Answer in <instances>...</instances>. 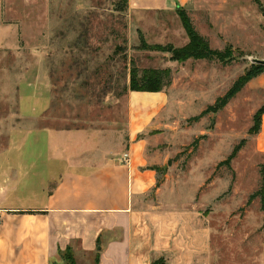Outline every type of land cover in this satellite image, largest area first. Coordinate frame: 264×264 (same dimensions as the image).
Instances as JSON below:
<instances>
[{
    "label": "rangeland",
    "instance_id": "1",
    "mask_svg": "<svg viewBox=\"0 0 264 264\" xmlns=\"http://www.w3.org/2000/svg\"><path fill=\"white\" fill-rule=\"evenodd\" d=\"M258 1L187 5L212 48L232 46L234 60L222 63L170 59L166 49L188 40L174 10L137 0H0V185L8 170L33 163L51 178L59 153L128 157L131 128L148 121L137 140L157 156L156 186L135 208L144 240L158 247L150 264H264V202L250 197L264 171V72L222 109L198 116L251 68L250 58L264 60ZM131 61L139 71L170 69L169 85L125 90ZM95 255L73 260L95 264Z\"/></svg>",
    "mask_w": 264,
    "mask_h": 264
},
{
    "label": "crops",
    "instance_id": "2",
    "mask_svg": "<svg viewBox=\"0 0 264 264\" xmlns=\"http://www.w3.org/2000/svg\"><path fill=\"white\" fill-rule=\"evenodd\" d=\"M137 1L146 9L174 10L192 0ZM148 126L131 128L126 161L121 154L59 153L51 178L36 163L8 170L6 188L0 185V264H70L69 256L96 252L98 264H150L158 247L144 240L148 233L135 208L136 197L156 186L157 156L145 139L137 140Z\"/></svg>",
    "mask_w": 264,
    "mask_h": 264
},
{
    "label": "trees",
    "instance_id": "3",
    "mask_svg": "<svg viewBox=\"0 0 264 264\" xmlns=\"http://www.w3.org/2000/svg\"><path fill=\"white\" fill-rule=\"evenodd\" d=\"M257 3L258 0H255ZM176 15L180 19L181 25L188 38L187 42L178 47L169 46L166 50L170 53L171 60H177L184 62L188 59H203V60H217L222 63L231 62L234 60V51L231 45H226L223 49L212 48L209 41L201 35L194 26L192 19L190 18L186 7L177 6L174 9ZM142 48H147V44L143 41ZM130 78L129 84L125 87L134 92H158L170 83V69H158L148 68L139 71L133 61L130 65ZM264 72V64H251V68L244 74L238 76L227 91L216 98L212 105H209L198 116L206 114L208 112H217L222 109L235 95L242 89V87L252 78ZM264 113V107H261L257 116H261ZM258 118V117H257ZM257 129L253 133H257ZM240 144L233 147L231 153L223 162L229 164L230 160L236 155L241 148ZM260 195L264 202V171L261 173V186L250 197ZM95 264H98V254L95 255ZM70 264H75L72 256L68 259ZM151 264H161L160 259L154 260Z\"/></svg>",
    "mask_w": 264,
    "mask_h": 264
},
{
    "label": "water",
    "instance_id": "4",
    "mask_svg": "<svg viewBox=\"0 0 264 264\" xmlns=\"http://www.w3.org/2000/svg\"><path fill=\"white\" fill-rule=\"evenodd\" d=\"M262 15L264 16V9L262 10ZM252 64H264V60L257 58H250Z\"/></svg>",
    "mask_w": 264,
    "mask_h": 264
},
{
    "label": "built area",
    "instance_id": "5",
    "mask_svg": "<svg viewBox=\"0 0 264 264\" xmlns=\"http://www.w3.org/2000/svg\"><path fill=\"white\" fill-rule=\"evenodd\" d=\"M127 160V157H123V161H126Z\"/></svg>",
    "mask_w": 264,
    "mask_h": 264
}]
</instances>
